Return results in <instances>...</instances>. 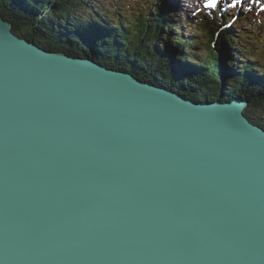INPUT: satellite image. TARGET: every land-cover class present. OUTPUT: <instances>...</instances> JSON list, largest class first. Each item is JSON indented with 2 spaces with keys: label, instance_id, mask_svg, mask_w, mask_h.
<instances>
[{
  "label": "water",
  "instance_id": "water-1",
  "mask_svg": "<svg viewBox=\"0 0 264 264\" xmlns=\"http://www.w3.org/2000/svg\"><path fill=\"white\" fill-rule=\"evenodd\" d=\"M177 89L0 14V264H264V131Z\"/></svg>",
  "mask_w": 264,
  "mask_h": 264
},
{
  "label": "trees",
  "instance_id": "trees-1",
  "mask_svg": "<svg viewBox=\"0 0 264 264\" xmlns=\"http://www.w3.org/2000/svg\"><path fill=\"white\" fill-rule=\"evenodd\" d=\"M86 1L0 0V14L10 21L13 32L46 50L94 58H98L97 55L101 53L100 57L107 62L120 64L141 80L161 82L168 87L182 86L188 90L184 95L192 98L215 100L219 97H241L249 103L245 115L264 128L261 114L259 113V117L255 116L256 113L253 114L255 109L264 111V71L257 68L256 58L238 62L239 72L232 71L230 66L234 65L235 56L226 58L225 52L221 63L223 52L222 55L217 52L214 54L216 47L210 40L205 43V56L196 53L190 57L187 51L195 44L194 36H181L179 32L184 33V25L191 28L194 20L184 13L183 9L174 15L176 8L165 5L163 0H147L142 11L135 8V14L131 12L126 13L127 15H122L120 7L115 6L112 0L110 8H106V0H94L91 2L94 7L90 10L91 17L86 18L83 14L69 17V7L83 9ZM206 5L208 4L202 3L200 10L193 16H196L195 28L199 32L205 30L196 36L197 43L200 44L199 38L208 33L211 38L216 36L217 47H220V44L226 47L224 43H227L231 53L235 43L247 38L252 39L244 28L234 32L225 26L232 16L231 6L224 8V5ZM139 7L141 6H137ZM130 9L133 8H125V12ZM239 11L241 19L250 22L247 23V29L252 26L256 31L264 30V10L261 12L257 8L253 13L252 22L250 17L247 18V15L252 14L251 9L245 10L244 13ZM102 20L106 21L105 26H100ZM118 24H121L120 27H117ZM254 39L258 40L256 36ZM254 42L251 40L246 46L253 47ZM158 45L161 46L159 50ZM86 46L91 51L87 50Z\"/></svg>",
  "mask_w": 264,
  "mask_h": 264
},
{
  "label": "rangeland",
  "instance_id": "rangeland-1",
  "mask_svg": "<svg viewBox=\"0 0 264 264\" xmlns=\"http://www.w3.org/2000/svg\"><path fill=\"white\" fill-rule=\"evenodd\" d=\"M83 1H86V0H83ZM93 1L94 0H87L86 3H84L83 6H82V7H84L83 9L82 8L80 9V7L79 8L78 7H73V8L69 7L68 8L69 9L68 11L70 12L69 17L71 15L78 16L79 14L85 15L86 18L91 17L90 16V10L92 11V9L94 8V7H92V4H91V2H93ZM96 1H98V0H96ZM112 1L115 2V6H119L120 7V10L122 11V15H125L126 13L131 14V12L135 14V12H134L135 8L138 11H142L145 8V4L147 2V0H139V1L137 0V2H135L134 0H123V1L112 0ZM204 1H207V0H163L165 5H167V6L171 7V8H176V10H174V12H175L174 15H176V13H178L179 10L182 11V9H183V12L186 13L187 15H189V17H191L194 20V23L192 24L191 28H187V26L184 25L183 26L184 33L182 34L181 32H179L181 36H183L185 34L186 35L192 34L194 36L193 40L195 41V44H193V46H192V48L194 50L192 48L188 49V51L185 50V51L188 52V54H190V57H193L196 53L198 55H200V56H205V51H206L205 43H206V41L210 40L211 43L214 44V46L216 47L215 51H214V54L217 52L219 55H222V52H223V55H222L220 61L223 60V57L225 56V52H227L226 53L227 54L226 58H230V55L231 56L232 55L235 56V63H234V65L231 64L232 67L230 66L232 71L239 72L240 64L238 62L248 61L249 60L248 58H252V57L257 59V61H258L257 68L259 69V71H264V50H263L264 49V30L263 31L262 30L261 31H256L254 29V27H252V26H251V29H247L246 28V26H248L247 23H250V22L245 21L244 19H241V17H239L238 13L236 14V16L233 15L236 12V10H238V9H235V10L231 9V12H232L231 21L232 22H228V24H226L225 26L229 27L230 30H234V32H236L237 29L244 28L246 31L248 30L249 35L251 36L252 39H250V38L248 39L247 38V40L245 39V40H243V41H241L239 43H235V45L232 46L233 47V52H231V53H229L230 52L229 51L230 49H228L229 45L226 46L227 48L223 44H220V47H217L216 36H213L211 38V35L208 34V33H207V35L204 36L205 39H204V37L199 38L200 39V41H199L200 44L197 43L198 38H196V36H199V34L202 31L205 32V30L202 29L201 32H199V30L195 28V26H196L195 25L196 16L195 17H193V16H194L196 11L200 10V8H201L200 6L202 5L200 2H204ZM246 1L248 2V0H246ZM106 2H107L106 3V8H110L111 3H113V2H111L110 0H106ZM188 3H192L193 5L192 4H188ZM142 4L144 6H142ZM220 4H224V2H221ZM185 5H187V7ZM218 5L219 4H218V1H217L214 6L218 7ZM137 6H141V7L137 8ZM124 7L125 8H133V9H130L129 11L125 12V8ZM208 7H213V6H208ZM122 9H124V10H122ZM210 9H212V8H210ZM102 13H103V11H102ZM103 16H105L104 13H103ZM236 17H237V21L234 22V19H236ZM250 18L251 19L254 18V15L252 14ZM263 18H264V16H263ZM102 21L103 22L101 23L100 26H102V25L105 26V24H106L105 22L106 21H104V20H102ZM252 21L253 20H251V22ZM119 25H121V24H118L117 27H120ZM189 30H191V31L189 32ZM166 31H168V29H166ZM203 33H202V35H203ZM255 36L258 38V40L254 39ZM187 38H188V36H187ZM251 40L256 42V43L255 42L253 43V47L246 46V44L248 42H250ZM174 42L176 43L177 41L174 40ZM158 46H159L158 47V50H159L161 48V46L160 45H158ZM86 49L91 51V49L88 48L87 46H86ZM155 49H157V48L155 47ZM216 49H217V51H216ZM95 53H97V52H95ZM98 56H101V53ZM174 58L177 59L176 56H174ZM229 61H231V60L229 59ZM255 110H256V112L254 111L253 114L256 113L255 116L257 115V117H259V113H260L261 114L260 116L263 118L262 120L264 121V111L260 112L259 109L258 110L255 109ZM251 116L254 117V115H251Z\"/></svg>",
  "mask_w": 264,
  "mask_h": 264
},
{
  "label": "bare ground",
  "instance_id": "bare-ground-1",
  "mask_svg": "<svg viewBox=\"0 0 264 264\" xmlns=\"http://www.w3.org/2000/svg\"><path fill=\"white\" fill-rule=\"evenodd\" d=\"M200 3H203V4H205L204 2H200ZM189 4V3H188ZM186 7H187V5H185ZM51 11V10H50ZM239 14V13H238ZM2 16V15H1ZM253 17V16H252ZM5 19V18H4ZM5 20H7V21H9L8 19H5ZM10 22V21H9ZM11 24V23H10ZM19 36V35H18ZM22 38H24V37H22ZM26 39V38H25ZM30 42V41H29ZM36 44V43H35ZM37 46H39V47H41L40 45H38L37 44ZM41 48H43V47H41ZM43 49H45V48H43ZM46 50V49H45ZM46 51H48V52H58V53H64V54H67L66 52H63V51H57V50H46ZM69 55V54H68ZM70 56H72V55H70ZM98 56V55H97ZM80 58H82L83 60H85V59H87V60H89V61H91L92 63H94V62H96V64L98 65L99 64V66H101V67H104V68H107V69H110V70H114V71H117V72H124V71H127V72H129V73H131L129 70H126V68L125 67H123V66H121L120 64H117V63H109V62H107L105 59H103L102 57H98V58H94V57H92V56H88V55H84V56H79ZM94 60V61H93ZM221 63H222V61H221ZM225 73V72H224ZM132 74V73H131ZM133 75V74H132ZM134 76V75H133ZM134 77H136V76H134ZM137 78V77H136ZM137 79H139V78H137ZM140 81H142L143 83H146V84H148V85H150V86H152V87H154V85H158V86H161V87H164L166 90H169V91H174V92H177L178 93V91H177V89L175 88V87H173V86H170V87H168V86H166L165 84H163V83H161V82H151V81H146V80H141V79H139ZM152 84H154V85H152ZM184 97L186 98V99H189L190 101H193L192 100V98H191V96H185L184 95ZM194 102V101H193ZM196 103V102H195ZM248 105H249V103H248ZM245 110H246V107H244L243 108V110L241 111V113L242 114H244L245 115ZM246 117H247V115H245ZM248 118V117H247ZM249 119V118H248ZM251 119V118H250ZM255 123V122H254ZM256 124V123H255ZM257 125H259V124H257ZM259 128H261V129H263V131H264V128L262 127V126H258Z\"/></svg>",
  "mask_w": 264,
  "mask_h": 264
},
{
  "label": "snow or ice",
  "instance_id": "snow-or-ice-1",
  "mask_svg": "<svg viewBox=\"0 0 264 264\" xmlns=\"http://www.w3.org/2000/svg\"><path fill=\"white\" fill-rule=\"evenodd\" d=\"M217 0H210L209 4L206 6H214L216 4Z\"/></svg>",
  "mask_w": 264,
  "mask_h": 264
}]
</instances>
